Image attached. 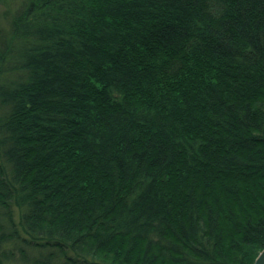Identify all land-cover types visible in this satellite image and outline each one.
I'll use <instances>...</instances> for the list:
<instances>
[{"label": "trees", "instance_id": "1", "mask_svg": "<svg viewBox=\"0 0 264 264\" xmlns=\"http://www.w3.org/2000/svg\"><path fill=\"white\" fill-rule=\"evenodd\" d=\"M264 0H0V264H253Z\"/></svg>", "mask_w": 264, "mask_h": 264}, {"label": "water", "instance_id": "2", "mask_svg": "<svg viewBox=\"0 0 264 264\" xmlns=\"http://www.w3.org/2000/svg\"><path fill=\"white\" fill-rule=\"evenodd\" d=\"M253 264H264V249L259 253Z\"/></svg>", "mask_w": 264, "mask_h": 264}]
</instances>
